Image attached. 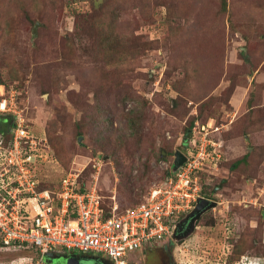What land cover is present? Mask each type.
<instances>
[{"label":"rangeland","instance_id":"1","mask_svg":"<svg viewBox=\"0 0 264 264\" xmlns=\"http://www.w3.org/2000/svg\"><path fill=\"white\" fill-rule=\"evenodd\" d=\"M226 2L0 0V101L49 139L50 185L79 170L106 203L135 205L186 151L191 123L219 127L221 162L199 174L218 204L186 238L130 252L137 264H264V0ZM31 255L0 246V264Z\"/></svg>","mask_w":264,"mask_h":264},{"label":"built area","instance_id":"2","mask_svg":"<svg viewBox=\"0 0 264 264\" xmlns=\"http://www.w3.org/2000/svg\"><path fill=\"white\" fill-rule=\"evenodd\" d=\"M0 110L10 111L15 120L10 146L0 135V243L38 249L40 255L28 264H50L47 252L76 250L113 264H130L135 262L130 252L175 241L180 215L203 196L200 172L217 168L223 154L222 142L212 136L219 130L215 122L196 121L183 164L173 171V160L171 173L140 203L121 208L112 196L106 211L96 185L82 190L79 170L67 171L54 186L42 187L47 180L40 168L58 161L47 137L28 129L12 97L0 101Z\"/></svg>","mask_w":264,"mask_h":264},{"label":"water","instance_id":"3","mask_svg":"<svg viewBox=\"0 0 264 264\" xmlns=\"http://www.w3.org/2000/svg\"><path fill=\"white\" fill-rule=\"evenodd\" d=\"M40 24L39 21L36 22V26L33 33L36 32V27ZM186 160V156L181 150H176L173 171L177 170L183 162ZM218 204L216 200L200 196L196 201L194 207L182 218L180 219L173 230V235L175 241L180 238H186L190 235L196 228V221L204 214L207 210L215 207ZM55 255L54 252H47L46 260H50L51 256ZM55 260L60 259H72V264H113L109 259L98 256L96 254H84L78 255L75 252H59L53 257ZM52 263V262H50ZM54 264V263H52ZM130 264H137L132 262Z\"/></svg>","mask_w":264,"mask_h":264},{"label":"trees","instance_id":"4","mask_svg":"<svg viewBox=\"0 0 264 264\" xmlns=\"http://www.w3.org/2000/svg\"><path fill=\"white\" fill-rule=\"evenodd\" d=\"M223 4H224V8H226V0H223ZM14 124H15V120H14V116L12 113H6V112H0V135L3 136V138L5 139V143L6 145L10 146L11 144V141H12V136H13V129H14ZM192 127H193V124L191 123V125L189 126V129L187 131V136H186V139L189 138L190 135V131L192 130ZM213 136V135H212ZM214 138H216L215 136H213ZM219 141H221L220 139H217ZM222 142V141H221ZM47 143L49 145H51L49 139H47ZM223 145V144H222ZM55 152V151H54ZM176 153V152H175ZM55 155L57 156L56 152H55ZM175 156V155H174ZM58 157V156H57ZM262 158L260 160H263L264 161V154L261 156ZM245 158H246V155H244L242 158H240L239 160H237L234 165H237L238 163H241V162H245ZM255 160V159H254ZM171 173V172H170ZM55 184L53 185H50L48 182H43L42 183V187H46V186H54ZM82 185V190H84L86 187H89V186H86V185ZM103 196V206L105 207L106 211H109L110 210V206H111V202H108L106 203L105 202V196L103 194H101ZM203 196L206 197L205 194L202 193ZM112 198V196H111ZM206 198H209V197H206ZM211 199V198H209ZM141 202V201H140ZM140 202H137L136 204L140 203ZM121 208H124L126 206H122L120 204ZM174 242V241H172ZM237 243V240L235 239L234 242L231 244V249L229 250L228 252V259H232L233 260V255H235V250L236 248H238V246L236 245ZM0 246H3V247H8L6 245H3L2 243H0ZM11 246V245H10ZM15 246H19V247H23L25 248L27 251H29L32 255L33 258L39 256L40 252L38 249H35V248H26L24 247L23 245H20V244H15ZM244 252H241L239 255L243 254ZM238 255V256H239ZM231 263L233 261H230Z\"/></svg>","mask_w":264,"mask_h":264},{"label":"flooded vegetation","instance_id":"5","mask_svg":"<svg viewBox=\"0 0 264 264\" xmlns=\"http://www.w3.org/2000/svg\"><path fill=\"white\" fill-rule=\"evenodd\" d=\"M182 219V218H181ZM181 239V238H180ZM169 243V242H168ZM172 244V242L170 243V244H164V246H163V251L166 253V255H170L171 254V252L169 251L170 250V245ZM57 253H59V252H54V254L55 255H57ZM55 255H53V256H51V258H50V260H47L49 263L50 262H52V263H54V261H55V259L53 258ZM168 256H167V258H168ZM170 257H172V256H170ZM243 257H245V254H241V255H239L238 256V259L237 260H241ZM171 259H173V257L171 258ZM175 259V258H174ZM208 260V259H207ZM163 262H166V259L164 258V260H163ZM225 262H226V260H225ZM234 262V261H233ZM52 263H50V264H52ZM194 264H204V262H200V263H198V262H195Z\"/></svg>","mask_w":264,"mask_h":264},{"label":"clouds","instance_id":"6","mask_svg":"<svg viewBox=\"0 0 264 264\" xmlns=\"http://www.w3.org/2000/svg\"><path fill=\"white\" fill-rule=\"evenodd\" d=\"M174 242H176V241H174Z\"/></svg>","mask_w":264,"mask_h":264}]
</instances>
